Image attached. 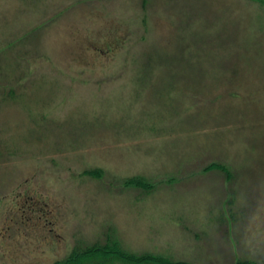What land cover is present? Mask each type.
<instances>
[{"label": "rangeland", "instance_id": "rangeland-1", "mask_svg": "<svg viewBox=\"0 0 264 264\" xmlns=\"http://www.w3.org/2000/svg\"><path fill=\"white\" fill-rule=\"evenodd\" d=\"M110 243L264 264V0H0V264Z\"/></svg>", "mask_w": 264, "mask_h": 264}, {"label": "trees", "instance_id": "trees-1", "mask_svg": "<svg viewBox=\"0 0 264 264\" xmlns=\"http://www.w3.org/2000/svg\"><path fill=\"white\" fill-rule=\"evenodd\" d=\"M107 246V247H106ZM106 246H92L91 248H87L80 252L74 253L73 262H69L68 264H78L80 262H87L91 264H111L115 262H121L123 264H185V263H177V262H166L163 259L154 258L152 256L135 258L131 255H127L120 251L119 249H115L112 243ZM72 255V254H71ZM247 263L241 264H253L252 261H245Z\"/></svg>", "mask_w": 264, "mask_h": 264}]
</instances>
